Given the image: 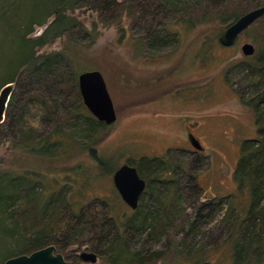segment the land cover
<instances>
[{
    "label": "rangeland",
    "instance_id": "374dc122",
    "mask_svg": "<svg viewBox=\"0 0 264 264\" xmlns=\"http://www.w3.org/2000/svg\"><path fill=\"white\" fill-rule=\"evenodd\" d=\"M134 3L137 9L135 0ZM260 4L264 0H175L165 11H146L145 15L125 9L123 39L118 24L106 26L94 10L78 9L77 15L87 26L99 21L102 33L95 44L80 46L76 70L69 67L61 72L63 79L56 72V76L38 83L32 91L34 98L29 96L24 78L14 82L6 117L0 121V170L13 175L38 171L45 185L52 186L58 180L57 187L71 185L68 179L73 177V190L83 187L84 207L108 196L117 202L123 216L133 214L135 209L116 188L113 175L119 165L128 161L141 165L143 156H162L170 151L171 163H165V167L171 170L162 178L171 177L174 182L167 186L159 181L155 190L142 196L139 209L147 216L148 225L143 233H136L129 245L144 252L167 249L166 259L154 264H195L189 253L199 256L203 251L209 252L216 264H231L229 242L223 250L215 251V247L230 236L232 203L227 199L221 207L210 206L195 226L192 223L199 216L201 204L209 202L210 197L237 192L234 171L242 142L258 136L255 108L242 98L251 97L258 89L262 91L264 82L259 87V77L251 69H240L238 63L253 62L264 50V16L240 33L234 45L224 47L219 35L227 23L212 13L215 6L237 8L242 13ZM203 13L211 20L192 26L182 23ZM148 26L172 33L153 43L146 37L151 32ZM43 28L37 27L35 33ZM246 41L257 46L254 55L244 54L241 45ZM62 46L58 38L40 51L50 52ZM90 68L102 69L118 111L115 123H107L99 131L96 154L83 145L71 147L57 157L24 151L17 141L47 134L58 121L77 140L86 138V117L92 111L78 115L81 101L70 79ZM20 118L23 123L16 124ZM189 130L200 138L204 149L194 147ZM145 170L150 172L146 167ZM83 171L86 175L82 176ZM193 174H198L197 189L189 185ZM42 185L39 182L36 190H41ZM73 195L79 197L77 191ZM249 199L246 193L237 203L244 206ZM1 233L0 230L2 238ZM92 234L86 230V235L72 244L78 256L86 249L95 251ZM5 239L6 246L0 245V264H4L7 250H17L20 244L10 237ZM102 263L108 260L99 257L98 264ZM78 264L91 263L79 258Z\"/></svg>",
    "mask_w": 264,
    "mask_h": 264
},
{
    "label": "trees",
    "instance_id": "16d2710c",
    "mask_svg": "<svg viewBox=\"0 0 264 264\" xmlns=\"http://www.w3.org/2000/svg\"><path fill=\"white\" fill-rule=\"evenodd\" d=\"M135 2L137 9L134 0H0L2 37L0 85L11 81L20 82L24 78L29 96L34 98L32 91L38 83L48 80L52 75L56 76V72L58 77L63 79L64 73L61 72L69 67H75L76 70L78 68L75 62L76 53L80 46L84 43L88 46L95 44L102 33L98 28L99 21H93L92 27L87 26L85 20L77 15L78 9L94 10L97 19L106 26L118 24L123 32L121 36L123 39L126 29L121 24L125 9L131 10L130 13L134 10L135 13L145 15L146 11L150 13L152 10L165 11L170 2L175 4V0H135ZM125 4L130 5L125 6ZM213 10L214 17H218L224 24L227 23V26L241 14L237 8L215 6ZM207 20H211L210 16L203 13L198 18L191 16L182 23L192 26ZM39 26H44L43 30L35 33ZM148 27L151 32L146 37H150L153 43L158 37L164 38L172 33L171 31L162 33L151 26ZM176 32L175 34L178 33ZM58 38L63 43L61 48L50 52L40 51L44 45L55 42ZM238 64L240 69H251L252 73L259 77L260 83L257 84L260 87L264 82V50L254 57L253 62L244 60ZM70 83L76 89L81 101L77 107L78 115L85 113L88 108L79 87V77L70 79ZM242 100L255 108L258 136L247 138L242 142L239 162L234 171L238 190L221 197L212 196L209 202H203L199 216L193 221L192 227L196 225L200 216L203 217L204 210L210 206L221 207L228 199L232 203L233 210L230 236L216 246L215 251L223 250L224 245L229 242L228 253L231 264H264V89L256 90L251 97L243 95ZM86 122L87 134L82 140H77L72 134L63 130V124L58 121L56 127L47 134L36 139L31 135L33 138L28 137L17 143L26 152L46 157L60 156L71 147L79 145L96 154V143L100 139L99 131L108 124L100 121L93 112L86 117ZM20 123H23V118L16 121V124ZM170 156V151L162 156H143V163L140 162L141 165L138 166L141 175L147 177L148 185L141 198L148 190H155L159 181L167 186L174 182L171 177L162 178L164 172L171 170V167H165V163H171ZM145 167L150 170L148 174ZM13 174L8 170H0V230L3 234L2 238L0 237V245L6 246V237L20 243L17 250H7L6 260L18 254L40 249L43 245L55 243L58 250L67 258L76 259L78 264L79 256L71 246L73 247L72 244L86 235V230L93 233L96 242L93 244L95 252L102 259L108 260L107 264H154L166 259L167 249L144 252L133 250L129 245V241L135 238L136 233H143L148 225L147 216L142 215L139 209L140 204L133 214L122 216L117 202L108 196L84 207L86 202H84L83 187L76 188L79 197L73 195L76 192L73 190L75 180L72 179L73 177L68 179L71 185L57 187L58 180L53 181L52 186L45 185L38 171L26 170L19 175ZM81 174L86 175L85 171ZM8 177L10 180H7ZM197 179L198 174H193L189 185L194 189L199 185ZM39 182H43V185L41 190L37 191ZM246 193L250 196L249 202L240 206L237 200ZM212 200L216 202L213 203ZM198 255L190 252L188 256L195 264L217 263L207 251Z\"/></svg>",
    "mask_w": 264,
    "mask_h": 264
},
{
    "label": "water",
    "instance_id": "95a60500",
    "mask_svg": "<svg viewBox=\"0 0 264 264\" xmlns=\"http://www.w3.org/2000/svg\"><path fill=\"white\" fill-rule=\"evenodd\" d=\"M264 16V4L250 8L242 12L235 20L230 22L219 35L223 46H232L237 42L239 34L248 29L254 22ZM244 54L253 55L257 46L252 41H246L241 45ZM79 87L86 106L100 121L108 124L115 123L118 111L108 87L106 76L102 69L90 68L79 72ZM15 87L14 81L6 83L0 90V121L6 117V111L10 104L11 95ZM190 140L195 148L204 149L200 138L193 131L189 133ZM116 188L120 190L122 198L133 208H137L141 202V195L147 189V178L143 177L137 165L125 162L117 168L114 175ZM80 260L98 264L99 256L94 250L86 249L79 254ZM4 264H76L75 261L66 258L65 254L57 249L55 243L43 245L40 249L29 253L18 254L4 261Z\"/></svg>",
    "mask_w": 264,
    "mask_h": 264
},
{
    "label": "flooded vegetation",
    "instance_id": "af4514ba",
    "mask_svg": "<svg viewBox=\"0 0 264 264\" xmlns=\"http://www.w3.org/2000/svg\"><path fill=\"white\" fill-rule=\"evenodd\" d=\"M191 125H193V123H191ZM190 131H192V130H189V132ZM138 166V165H137ZM138 168H139V166H138ZM143 176V175H142ZM143 177H145V176H143ZM147 178V177H146ZM147 185H148V180H147ZM120 191V190H119ZM135 209V208H134ZM66 256V255H65ZM67 258V257H66ZM67 259H69V260H73L72 258H67ZM73 261H75L76 262V260H73ZM76 264H77V262H76Z\"/></svg>",
    "mask_w": 264,
    "mask_h": 264
},
{
    "label": "bare ground",
    "instance_id": "6f19581e",
    "mask_svg": "<svg viewBox=\"0 0 264 264\" xmlns=\"http://www.w3.org/2000/svg\"><path fill=\"white\" fill-rule=\"evenodd\" d=\"M12 96V95H11Z\"/></svg>",
    "mask_w": 264,
    "mask_h": 264
}]
</instances>
